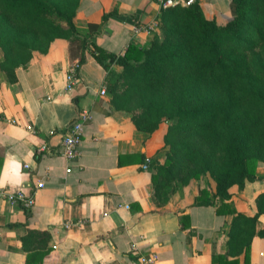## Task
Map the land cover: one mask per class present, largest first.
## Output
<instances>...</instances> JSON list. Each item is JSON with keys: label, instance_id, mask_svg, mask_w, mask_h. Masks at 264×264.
<instances>
[{"label": "crops", "instance_id": "0c3cea01", "mask_svg": "<svg viewBox=\"0 0 264 264\" xmlns=\"http://www.w3.org/2000/svg\"><path fill=\"white\" fill-rule=\"evenodd\" d=\"M196 2L209 19L225 23L231 18L230 0ZM161 11L158 0H79L74 18L79 33L88 35L86 23L100 27L80 50L73 89H64L65 71L79 56L70 54L65 37L54 39L45 53L34 51L25 68H16L15 82L0 79V188L7 193L36 190L29 209L0 199V264H25L36 251L47 252L42 261L29 256V264H129L132 247L157 253L156 264H216L214 255L244 264L248 233L249 264H264V210L258 212L264 163L258 164L255 180L228 189L226 206L218 199L197 205L202 189L208 199L215 193L210 174L156 187L152 175L165 160L164 125L151 134L141 132L128 113L112 106L108 91L99 93L108 70L119 72L120 67L104 68L92 44L115 55H123L129 45L143 47L157 30ZM150 23L157 25L152 33H133L134 25ZM82 109L90 111L91 119L77 158L68 162L58 149L67 125ZM42 142L48 150L36 153ZM146 157L150 162L143 169ZM237 214L257 215L253 227L238 235ZM69 221L79 224L66 227Z\"/></svg>", "mask_w": 264, "mask_h": 264}, {"label": "trees", "instance_id": "16d2710c", "mask_svg": "<svg viewBox=\"0 0 264 264\" xmlns=\"http://www.w3.org/2000/svg\"><path fill=\"white\" fill-rule=\"evenodd\" d=\"M78 5L79 0H0V79L15 82L16 68H25L34 51L47 52L58 37L69 40L70 54L81 61L80 50L100 24L86 23L88 35L79 33ZM230 11V20L218 23L197 2L169 7L143 47L129 45L115 55L92 44L104 68L120 67L108 70L106 78L112 106L146 134L164 125L165 160L152 175L156 187L185 184L206 173L215 180L212 199L202 189L197 205L218 199L226 206L228 189L255 180L264 163V0H230ZM261 199L264 194L258 212L264 210ZM256 219L237 214L236 234ZM247 235L244 264H249ZM46 252L28 254L25 264L31 255L42 261ZM212 262L239 264L220 255Z\"/></svg>", "mask_w": 264, "mask_h": 264}, {"label": "built area", "instance_id": "2783aa9c", "mask_svg": "<svg viewBox=\"0 0 264 264\" xmlns=\"http://www.w3.org/2000/svg\"><path fill=\"white\" fill-rule=\"evenodd\" d=\"M196 3V0H158V4L160 9L163 10L169 7H188ZM155 23L150 24H137L132 27V31L134 34H138L140 32L152 33L156 28ZM80 60L76 59L72 61L66 71H65V90L73 89V86L77 80V73L80 68ZM100 95L104 96L107 93L106 85L101 86L99 90ZM91 113L87 109H82L78 112L75 119H73L66 127V130L63 134V137L60 142V147L58 149V153L61 157H63L66 161L71 162L75 160L78 156V147L81 143L84 127L90 122ZM14 122V121H12ZM26 130L33 131L31 125L25 126ZM54 131H49V134H53ZM48 150L46 143L42 142L36 146L35 152L42 153ZM150 162V158L146 157L144 164L142 165L143 169L148 168V164ZM25 168L28 167L27 164L24 165ZM70 167H68L67 171H70ZM43 183L41 181L37 182L36 187L41 188ZM35 192L36 190L26 193L24 190H18L15 193H7L4 189L0 188V199L5 200L10 206H19L22 209H29L35 203ZM124 207L128 208V205H124ZM77 223L66 222L65 226L70 227ZM135 247H132L131 252L134 257L129 264H156L158 261L157 253L150 252L148 254L138 252L135 250Z\"/></svg>", "mask_w": 264, "mask_h": 264}, {"label": "rangeland", "instance_id": "374dc122", "mask_svg": "<svg viewBox=\"0 0 264 264\" xmlns=\"http://www.w3.org/2000/svg\"><path fill=\"white\" fill-rule=\"evenodd\" d=\"M158 30H159V28L157 27V30H156L155 32H158ZM155 32H154V33H155Z\"/></svg>", "mask_w": 264, "mask_h": 264}, {"label": "water", "instance_id": "95a60500", "mask_svg": "<svg viewBox=\"0 0 264 264\" xmlns=\"http://www.w3.org/2000/svg\"><path fill=\"white\" fill-rule=\"evenodd\" d=\"M228 20H230V18Z\"/></svg>", "mask_w": 264, "mask_h": 264}]
</instances>
